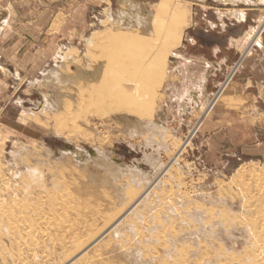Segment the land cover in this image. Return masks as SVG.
Returning <instances> with one entry per match:
<instances>
[{
  "label": "rangeland",
  "instance_id": "obj_1",
  "mask_svg": "<svg viewBox=\"0 0 264 264\" xmlns=\"http://www.w3.org/2000/svg\"><path fill=\"white\" fill-rule=\"evenodd\" d=\"M20 1L28 2L27 8L43 7L41 0ZM54 1L58 4L56 16H49L36 35L20 37L25 46L14 56L0 54L7 61L0 59V264H66L72 259L71 264H99V260L124 264L115 260L117 251L103 249V245L112 244L110 227L129 207L114 204L122 199L125 186L116 193L108 188L111 174L115 167L128 170L119 177L121 186L132 177H144L152 171L145 156L157 153L167 170L172 165L169 163L178 161L166 175L161 173L166 169L163 165L146 185L151 188L160 176L163 188L152 191L159 197L161 222L151 217L154 210L146 196L130 204H144L140 216H130L136 231L146 235L144 223L148 222L155 232L166 233V244L187 247L191 241L188 235L198 225L208 229L206 233L199 231L202 239L216 228L215 223H221L226 235L218 238L223 237V244L229 247L226 259L234 253V264L253 263V258H245L244 249L254 250L253 237L258 231L251 236L249 229L258 230L264 216V118L249 116L246 133L232 123L242 118L226 114L231 82L242 68L237 67L239 71L235 70L230 79L225 73L209 90L215 99L212 107L193 105L195 109L190 112L179 104L188 87L184 79L171 82L178 80V71L182 70L176 67L195 60L184 53V48L193 40L191 31L200 25L201 10L209 9L211 0H154L148 15H160L166 21L164 28L151 22L146 34L138 29L116 28L108 16L112 0L105 4L103 0H68L67 6L62 4L66 0ZM102 5L104 10L97 13ZM260 22L255 24L258 30L264 18ZM263 40L264 31L260 41L253 43L247 54L244 48L236 62L242 61L243 66L254 46ZM142 54L148 57L142 58ZM150 54L161 56L162 61L158 63L155 56L149 58ZM234 65L239 66L231 64V69ZM47 100L51 104L44 109ZM157 118L177 139L169 142L168 148L147 143L149 136L143 135L155 131L147 125ZM72 132L76 137L71 136ZM111 161L112 168L106 166ZM32 167L43 171L50 188L48 195V189L26 187L31 183ZM137 167L142 169L140 173ZM63 178L70 183L71 194L60 192L53 198L51 191L57 189L51 185ZM245 179L252 184L244 186ZM102 189L110 196L100 197ZM178 198L181 203L176 201ZM57 201L72 203L75 209L68 207L65 214V209L56 207ZM110 202L118 206L117 210ZM170 202L177 203L175 213L168 214L171 220L163 213L165 203ZM197 211L203 213L202 220L191 217ZM181 217L188 222L179 221ZM129 223L120 227L119 238H129L136 246L140 240L130 232ZM166 226L168 230H164ZM103 236L98 245L89 248ZM150 244L153 248L146 249L140 259L147 253L151 264L161 262L155 257H166L160 253V242L152 239ZM77 246L79 251L87 249V253L76 257ZM190 251L188 259H193ZM217 257L222 259L221 255Z\"/></svg>",
  "mask_w": 264,
  "mask_h": 264
},
{
  "label": "crops",
  "instance_id": "obj_2",
  "mask_svg": "<svg viewBox=\"0 0 264 264\" xmlns=\"http://www.w3.org/2000/svg\"><path fill=\"white\" fill-rule=\"evenodd\" d=\"M209 1V0H207ZM212 1V2H211ZM209 9L201 10L199 15L200 25L192 29L189 44L184 48V53L189 57H195L196 61L204 59L214 64H219L220 69L211 70L210 77L204 85L203 91L210 93L221 80L228 70L229 65L236 63V59L242 53L246 45V36L255 24L264 18V0H249V2H235V0H211ZM68 0L62 2L68 5ZM199 2H203L200 0ZM42 8L35 10V7L27 8L26 1L20 0H1L0 1V54L10 53V57L19 52L25 44L24 39L36 35L37 30L46 24L47 18L57 12V2L54 0H41ZM106 3V0H103ZM209 3V5H210ZM239 3V4H238ZM154 4V0H112L111 10L108 16L116 28L138 29L141 33H149L151 30V19H149V7ZM214 4V5H213ZM213 5V6H212ZM97 11L104 10L105 5ZM206 8L205 6H202ZM123 10H122V9ZM217 8V9H216ZM218 10V11H217ZM220 12L225 14L220 16ZM239 12L238 19L233 16ZM38 16V17H36ZM143 21V22H142ZM225 22V26L222 25ZM12 22V23H11ZM211 22L215 25H211ZM237 45V46H236ZM245 50V49H244ZM248 60L242 66L236 80L231 82L230 91L227 95L228 116L234 119V126H241L243 131L248 132L249 116L264 118V40L254 46L251 53L247 56ZM3 61L4 58L0 56ZM204 65V64H203ZM2 65L0 64V67ZM231 67V66H230ZM179 70L178 80L184 79L188 86L192 102L179 103L185 111H191L195 100L198 99L201 82L199 74L188 76L187 70L176 67ZM214 69V68H213ZM170 84V83H169ZM211 94V93H210ZM199 107L198 104L195 106ZM248 117V119H245ZM237 127V128H238Z\"/></svg>",
  "mask_w": 264,
  "mask_h": 264
},
{
  "label": "bare ground",
  "instance_id": "obj_3",
  "mask_svg": "<svg viewBox=\"0 0 264 264\" xmlns=\"http://www.w3.org/2000/svg\"><path fill=\"white\" fill-rule=\"evenodd\" d=\"M235 2H249V0H235ZM224 15L225 14H223V12H220V16H224ZM233 16L238 18V19H242L244 17V16H242V18H240L239 17V12H235L233 14ZM149 19H151V22H153V24L156 25L157 27H159V28L163 27L164 28L166 20L163 17H161L160 15L149 16ZM263 24H262L263 27L261 29L258 30L257 28H252L249 31V33L247 34V36H246L247 40H246V45H245L246 49L244 50L245 54H247L249 52L250 46L253 43L260 41L261 33L264 31V25ZM211 25L214 26L215 23L211 22ZM222 25L225 26V22L224 21H222ZM118 29L127 30V29H122L121 27H119ZM128 30H130V29H128ZM136 30L137 29H134L132 31H136ZM132 31H130V32H132ZM127 40L128 41L132 40V35H131V37L127 38ZM249 42H251V43L248 44ZM247 44H248V46H247ZM161 51H163V50L160 49L159 52H161ZM145 54H142L141 57L143 58V56ZM150 55L151 56H149V58L152 57V56L153 57L155 56V58L158 59V63H160L162 61L161 56L159 57V56H157V54L156 55L150 54ZM178 56H180V55H178ZM147 57L148 56H146V58ZM181 65H182L181 67H183V68H185L187 70L188 76L192 77V75H194V73H196V72L199 74V78L201 80V82L199 84V88L202 91L200 92V95H199L198 99L196 98V100H195L196 104H198L201 109H203V108L205 109L207 107V105H209L207 108L212 107L213 104H215V99L212 98V95L210 93H207V92L203 91V89H204V85H206V81L208 80V77H210V73L212 72L211 70H213V73H214V71H216L215 70L216 68H217V70L220 69V65L217 63L214 66V64L212 62L205 61L204 59H200L199 61H196V60L193 59L191 61V63H189L188 66H184L183 63ZM154 66H155L154 69L156 70L157 67H156V65H154ZM237 67L238 66H235L233 69H231L232 67H230V65H229L228 72H225V73H229L228 74V79H230L233 76L235 70L237 71V69H236ZM152 69H153V66H152ZM126 73L127 74H131V73H128V72H126ZM128 77H130V76H128ZM139 79H140V77H137V80H139ZM192 101H193V98L190 96L189 90L186 89L184 91V93L182 94V96H181V101L180 102L184 103L183 105L185 106V104L187 102H192ZM45 104L46 105L44 106V109L49 107L51 102L49 100H47L45 102ZM193 109H195V107ZM156 115H158V113H156ZM157 120L150 119V122H148V125H147V128H149V125H152L154 127L155 131L148 132L149 134L145 133L143 135H144V137L146 136V138L149 136L147 138L149 140V142H147V143H156V145L159 146V148H168L169 147L168 143L171 142V141L175 142L177 139H176L174 133L172 134L170 130H166V128L163 127V126H165V124L162 123L163 121L159 120L158 118H157ZM152 123H154V124H152ZM158 124H159V126H156ZM71 136H75V135H73V132H72ZM85 137H84V139L88 141V138H85ZM90 142H93V140L90 141ZM79 148H77L78 149L77 151L80 152L81 148L80 149ZM98 152L102 153V150H99ZM63 156L65 157V154ZM71 157H73V159H74V156H71ZM175 158H177V157H175ZM144 161H147L148 163H150V165L152 166V171H150L148 173H144V177H139V178H136V179H134L132 177V178H130L128 180L127 183L125 182V184L122 185V186L119 185V182H118L120 180L119 177L121 176V173L122 174L126 173V171H128V170H126L124 168H121V167H115V171H112L113 172L111 174L112 175V177H111L112 181L110 183L111 185H108V188L112 189L113 192L116 193L118 191L122 192V188H123V186H125V189H123V192H122V199L118 203H114V204H116V205L120 204V205L125 206V207H128L127 205H129V207L127 208V211L125 213L120 215V217L112 225V227H110L109 230H110V233H111V237L113 236L112 239H111V243L112 244L107 243L106 245H103V249H107V250H109V252L110 251L111 252L117 251L118 255H116V257L114 256V258H116L115 260H117V258H118V260H122L123 261L122 263L125 262L126 264H151L150 258L147 257V255H149V254L146 253L142 259H140L141 258L140 255H143L145 253L146 249L153 248V246H151V244H150V241L152 239H156L157 241L160 242L159 246L161 245V247H162V248H160V253L161 254L163 253L166 256V257H162V256L159 257V255H155V257L161 259V262H156V264H234L235 260H236V255L233 253L232 255L229 256V258L226 259V255L229 252V247H228V245H224L223 244V241H224L223 237H219L218 238L219 235H222V236L224 234L226 235L225 230H223L222 227H221L222 226L221 223H219V225H218V223H215V227L216 228L211 230L210 235H207V236L203 235L204 238L202 237V239H200L201 235H199V231H201V233H206L205 231H206L207 228L205 227L204 224L198 225L196 231H194V230H193L194 232L190 231V233L188 235V238H190L191 241H190V245H188L187 247H185L184 245L183 246L177 245V247L174 248L173 244H170V245H169V243L166 244L164 242V237H165L166 233L164 231H161V230H157L155 232V230H154L152 225H147L148 222L144 223L146 225L144 227V228H146V231H145L146 235H144V233L140 232L141 230H137L136 231V227H134L132 225V223H131L132 218L130 216H132V217H135V215L140 216V212H141L140 209L143 207L144 204L142 202L136 203V204L131 205V206H130V204L131 203L133 204V202H136L135 200H137V199L139 200V199L145 198V196H146V199H147L148 202L151 200L150 201V206L152 207L151 209L154 210L153 214H151V212H150L151 217L155 216V222L156 223L157 222H161L159 220V216H160V212L162 211V209L159 208V206H158L159 197L157 196V193L155 191L154 192L152 191L153 189L163 188V187H160L161 183H162V182H160V178H159L160 176L157 177L158 180L155 183L151 184V188H147L146 185H148L147 183H149L151 181V179L154 178V175L163 167V165L166 167V169H163L161 173L163 174L165 172V175H166L168 173L169 169H171V167L174 164H177L178 159L174 160V163L173 162L169 163V164H172V165H170L168 170H167L168 166L165 163H163L161 159L158 158V153L156 155H146L145 158H144ZM107 164H106V166H108V167H111V168L114 167V163H112V161L111 162H107ZM110 170H112V169H110ZM137 170H138L139 173L142 171V169H139V167H137ZM161 173H160V175H162ZM108 175H109V173H108ZM100 178H101L100 181H102V176ZM29 180H30L31 183H26V187L32 186L33 189H34V186H36L37 188H43V189L45 188V189H48V191H47L48 193H46V194L47 195L49 194V189L50 188H49L48 184L46 183L45 177L43 176V171L40 170V168H34V167L31 168V176H30ZM52 184L53 185H51V186L54 189H57V191L54 190L55 192L51 191L53 193H51L50 195L53 198H54V194H57V193L60 194V192H63L66 195L71 194L70 183L67 182L66 179H64V178L60 179V183H57V181H56L55 183H52ZM104 184H105V182H104ZM251 184H252V181L250 179H245L244 182H243L244 186H250ZM139 185L141 186V188L138 187ZM53 188H51V190H53ZM59 188H61L62 190L60 191ZM148 189H150V190L147 192L146 190H148ZM31 193L33 194V192H31ZM100 193H101V195H100ZM100 193H99L100 197H103L105 195L107 197L109 195V193L106 191V189H102ZM97 195H98V193H97ZM154 195L156 196L155 198L153 197ZM51 196H49V197H51ZM110 199H112V197ZM49 201H50V199H49ZM176 201L181 203L182 200L180 201V199L178 198V200H176ZM38 202H39V200H38ZM38 202L35 201V204L37 206H41V204L40 203L38 204ZM43 202H44V200H43ZM50 204H52V203H50ZM54 204L55 203H53V205ZM70 204H72V203H70ZM70 204H67L66 202L65 203H60L59 201H57V203L55 205H56V207H59L60 209H65L64 211H65V214H66L67 213L66 209L68 207H70V209H71V207L72 208L75 207L73 204L72 205H70ZM78 205L79 204H77V206ZM176 205H177V203H175V202L165 203V205H164L165 206V211L163 213L165 214V217H167L169 220H171V218L168 216V214L175 213L174 209H175ZM110 206H112L111 202H110ZM114 206L115 205L112 206L114 208V210L115 209L117 210L118 206L117 207L116 206L114 207ZM125 207H123V208H125ZM124 210H126V209H124ZM103 211H104V209H103ZM121 211H123V210H121ZM191 214H192L191 217L193 218V220L197 221V220H202V218H203V213L202 212L197 211V212H192ZM105 215H108V213L106 214V212H105ZM47 217L49 218L48 215H47ZM168 219H166V222L168 221ZM178 220L179 221L183 220V221L188 222V219H186L184 217H181ZM61 221H63V220H61ZM64 222H66V221H64ZM125 222H127V223L130 222L129 223L130 226H131L129 228L130 232L135 235V238L140 240L139 242H136L137 243L136 246H135V243L132 240H128L129 238H119V236L121 235V231L119 229H120V227L122 225H127V223H125ZM170 222H168V223H170ZM173 222L174 221H172V223ZM65 224H67V223H65ZM259 224H260V226H258V230H252V229L250 230L249 229V232H250L251 236H253L254 232L258 231L257 235L253 237V238H255L254 250L250 251V250H248V248L244 249L245 258H248V257L249 258H253V263H251V264H264V216L261 217ZM171 225L174 226V224H171ZM192 225L193 224H191L189 227H192ZM173 228H175V227H173ZM164 230H168V227L166 226V228ZM170 230H171V227H170ZM158 232H159V234H157ZM110 233H108V235ZM106 235H107V233H106ZM106 235H104V236H106ZM142 235H143V237H142ZM104 236L100 237V239H97V241H95L93 244L89 245V248L90 247L92 248L95 245H98L99 244L98 241H100L102 238L104 239L105 238ZM123 242H126V244H123ZM132 246H135V247H132ZM127 247H129V249H132V250L131 251H123V248H127ZM78 248H79V246H77V250H78ZM171 248H172V250H171ZM189 249L191 250L190 254L193 257V259H188L187 251ZM155 251H156L157 254L159 253L157 251V249H155ZM177 251H179L181 253V255L176 256V252ZM246 252H248V254H246ZM86 253H87V249H83L81 251L78 250L76 257L77 256H83ZM218 255H221L222 259L218 258L217 257ZM223 256H224V258H223ZM150 257H153V256H150ZM106 259H108V258H106ZM111 259L109 261H111ZM73 260L74 259L68 261L66 264H71V262ZM104 261H106V260H103V261L99 260V262H97V263L106 264V263H104ZM112 261L116 262L114 260H112ZM117 262H119V261H117ZM241 264H246V263L245 262H241Z\"/></svg>",
  "mask_w": 264,
  "mask_h": 264
},
{
  "label": "built area",
  "instance_id": "obj_4",
  "mask_svg": "<svg viewBox=\"0 0 264 264\" xmlns=\"http://www.w3.org/2000/svg\"><path fill=\"white\" fill-rule=\"evenodd\" d=\"M236 63H238V65L241 66V67L238 66V69L240 70V69L242 68V65H241L242 61H238V62H236ZM235 65H236V64H235ZM235 65H234V66H235ZM238 69H237V70H238ZM239 70H238V71H239Z\"/></svg>",
  "mask_w": 264,
  "mask_h": 264
},
{
  "label": "water",
  "instance_id": "obj_5",
  "mask_svg": "<svg viewBox=\"0 0 264 264\" xmlns=\"http://www.w3.org/2000/svg\"><path fill=\"white\" fill-rule=\"evenodd\" d=\"M162 114V113H161Z\"/></svg>",
  "mask_w": 264,
  "mask_h": 264
}]
</instances>
